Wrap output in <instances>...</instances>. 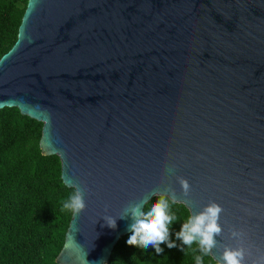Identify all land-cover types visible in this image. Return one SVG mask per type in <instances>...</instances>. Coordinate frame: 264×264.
Returning <instances> with one entry per match:
<instances>
[{"label": "water", "instance_id": "1", "mask_svg": "<svg viewBox=\"0 0 264 264\" xmlns=\"http://www.w3.org/2000/svg\"><path fill=\"white\" fill-rule=\"evenodd\" d=\"M5 108L45 124L42 153L85 193L59 264H108L132 220L102 217L158 194L222 207L216 262L264 261V0H29Z\"/></svg>", "mask_w": 264, "mask_h": 264}, {"label": "trees", "instance_id": "2", "mask_svg": "<svg viewBox=\"0 0 264 264\" xmlns=\"http://www.w3.org/2000/svg\"><path fill=\"white\" fill-rule=\"evenodd\" d=\"M28 2L0 0V59L18 40ZM44 125L17 108L0 110V264H59L57 257L73 217L62 210L63 202L74 190L63 184L60 158L42 153ZM170 213L177 217L171 239L178 247L162 244L164 252L157 255L151 247L129 246L130 233L115 246L108 264H196L195 257L202 255L199 245L181 251L175 235L190 217L189 208L170 203ZM203 264L217 262L204 256Z\"/></svg>", "mask_w": 264, "mask_h": 264}, {"label": "clouds", "instance_id": "3", "mask_svg": "<svg viewBox=\"0 0 264 264\" xmlns=\"http://www.w3.org/2000/svg\"><path fill=\"white\" fill-rule=\"evenodd\" d=\"M185 194L190 189L189 182L185 179L180 180ZM170 203L176 204L165 195H157L155 203H135L125 208L117 219L116 217L106 215L102 217L107 227L117 228V220H132L129 226L131 235L127 239L129 246H135L141 249L154 248L157 255L164 252L161 245H167L168 249L178 247L175 241L171 239V225L177 219L170 213ZM87 208L85 193L79 187L74 186V191L67 201L63 202L62 210L70 211L73 215H80ZM223 209L215 202L210 203L205 209L196 215H190L183 223L181 230L177 232L176 240L181 242V251H185V246L191 249L194 244L199 245V251L202 255L195 257L196 264H203L204 256H213L212 250L216 247V236L222 233V227L219 224V218ZM234 239H242L243 233L233 230ZM245 250L243 248H231L226 246L223 254L217 259V264H246ZM264 264V261H261Z\"/></svg>", "mask_w": 264, "mask_h": 264}]
</instances>
